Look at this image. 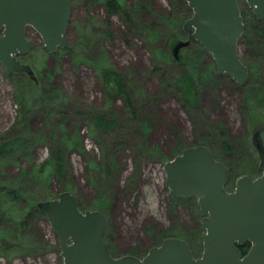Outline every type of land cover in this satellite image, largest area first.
Segmentation results:
<instances>
[{"label":"rangeland","instance_id":"1","mask_svg":"<svg viewBox=\"0 0 264 264\" xmlns=\"http://www.w3.org/2000/svg\"><path fill=\"white\" fill-rule=\"evenodd\" d=\"M183 2L120 0L132 13L129 24L120 13L106 18L98 3L92 8L93 2L73 0L64 48L48 53L38 33L26 30L32 48L19 61L35 80L8 75L0 64V143L20 136L28 142L0 158V264H63L58 237L43 214L31 212L25 228L20 223L29 211L26 198L44 202L64 192L76 197L81 211L106 216L104 237L113 257L142 258L167 237L188 239L199 257L197 201L169 194L164 163L204 146L233 170L226 191L242 176H260V149L252 133L264 124V21L255 16L252 25L251 19L243 21L238 41L240 59L256 70L255 99L248 106L240 85L218 74L198 42L173 56L175 46L189 40L183 26L191 10L182 21L172 19ZM238 4L249 11L245 0ZM88 8L95 11L89 28ZM101 71L122 77L131 105L124 96L109 99ZM183 71L195 76L193 102L174 88ZM97 116L112 119L116 129L95 128ZM55 147L64 155L62 174L18 179L23 170L46 172ZM13 177L25 190V201L8 199L2 191Z\"/></svg>","mask_w":264,"mask_h":264},{"label":"water","instance_id":"2","mask_svg":"<svg viewBox=\"0 0 264 264\" xmlns=\"http://www.w3.org/2000/svg\"><path fill=\"white\" fill-rule=\"evenodd\" d=\"M254 16L264 21V0H245ZM192 12L184 24L189 40L178 43L173 56L198 42L211 55L218 74L237 85L249 79V70L238 53L244 24L238 0H186ZM71 0H0V64L8 75L24 73L35 80L32 69L18 57L32 48L26 30L33 29L44 49L64 48ZM264 148V124L253 133ZM257 145V147H258ZM165 186L177 199L195 198L201 219L202 253L195 257L183 239L166 238L142 257L110 255L104 241L106 216L100 211H81L68 192L39 202L38 211L58 237L63 264H264V154L260 176L238 178L226 191L230 173L204 146L183 150L163 165ZM250 244L243 255L240 248Z\"/></svg>","mask_w":264,"mask_h":264},{"label":"trees","instance_id":"3","mask_svg":"<svg viewBox=\"0 0 264 264\" xmlns=\"http://www.w3.org/2000/svg\"><path fill=\"white\" fill-rule=\"evenodd\" d=\"M109 5L112 7L114 6V4L112 2H110ZM179 8L180 9L183 8V9H182V11L180 9H178L176 11V13L174 14V18H172L173 20H175V19L178 21L184 20L186 17V14H188V12L190 11V9H188L187 4L184 2H183V6L179 5ZM143 9L145 10V8H143ZM240 11H241L243 21H245V23H246L247 19H251V22H249V25H252L253 24L252 18H255L252 11L250 9H249V11H247V13H246V11H243V12H242V10H240ZM119 13L123 15L126 22H128L129 24L132 23L133 18H131V15H132L131 12L125 11L120 6ZM241 61L249 70V79H248V82L246 84H244L242 86H237V87L243 89V91H244L243 99H245V102L247 104V101H249L250 98L255 99L254 95L256 94L255 93L256 84L254 83L253 76L256 75V70H254L255 66L253 64H250V65L247 64V62L244 59H241ZM16 74L26 75L24 73H16ZM100 74L102 75V80L105 84L106 94L109 97V99H114L116 96H124L125 101L129 105H131V101L128 98L129 94H128L127 88L125 86V83H124L122 77L119 74L115 73L114 71L113 72L101 71ZM194 77L195 76H192L188 72L183 71V74L176 80V82L174 84V88L180 92L181 96L187 102H193L196 100V90H195V86L193 83ZM257 93L260 94L259 90H257ZM94 123H95V126H94L95 128H98V129L105 131V132H109L111 130L116 129V123L112 119L109 120V119H107V117H104V116L95 117ZM251 141H252V139H251ZM27 143H28L27 138H25L23 136L9 138L8 140L1 142L0 143V158L10 156L11 154L16 152L17 150L22 149L23 146L25 148ZM206 146H208V145H206ZM210 152L213 155V157L215 159H217L216 155L213 154L212 151H210ZM53 154H54V158L50 162V165L47 166L46 172H37V171H33V170L32 171L23 170L22 174L21 175L19 174L20 178H18V179H27V180H28V178L30 180L31 179H33V180H35V179H49L55 174H59V175L62 174L63 170H64V155H63L62 149L55 147V149L53 150ZM225 165H226V168L228 169V171L230 173V177H231L233 170L227 164H225ZM4 184L9 186L6 188V190L5 189L2 190V191H5V194H6L8 199H12V200L13 199H15V200L21 199L22 200V198H23V201L26 200V202L29 203V211L26 213L27 215L24 218V221L22 222V224L20 223V225L25 228L26 227L25 221L29 218L30 213L31 212H36V213L39 212L38 208H37V204L41 201L38 198H31V196H30V198L28 197L25 199L23 196L26 195V192L24 189H22L20 187L19 181L17 179H14V177L8 178L4 182ZM0 191H1V188H0ZM188 199H194V198H188ZM188 199H186V200H188ZM167 238H171V237H167ZM104 241H105V243L107 241L105 237H104ZM187 242L189 243V245L191 247L192 253L195 254V249L193 248V246L191 245V243L189 241H187ZM107 248H108V246H107ZM249 249H250V244L246 243L243 247L240 248V251L243 255H245L249 251ZM108 251H109L110 255H112L109 248H108Z\"/></svg>","mask_w":264,"mask_h":264},{"label":"flooded vegetation","instance_id":"4","mask_svg":"<svg viewBox=\"0 0 264 264\" xmlns=\"http://www.w3.org/2000/svg\"><path fill=\"white\" fill-rule=\"evenodd\" d=\"M72 1L73 0H71V4H72ZM83 2H84V5L86 4V5H89V4H91L92 2H93V5L91 6L92 8H95L96 7V4L98 3L99 5H100V7H101V10H102V12L104 13V15H105V17L106 18H108L109 20L111 19V18H119V11H120V0H83ZM110 2H112L113 4H114V6L112 7V6H110L109 4H110ZM70 10H71V7H70ZM87 17H86V21H85V25L89 28L90 27V23L92 22V20H93V17H94V15H95V11H92V9L91 8H88L87 9ZM90 13V14H89ZM108 21V20H107ZM109 23H110V21H109ZM108 23V24H109ZM67 34H68V27H67V29H66V33H65V39H66V36H67ZM187 34V39L189 38V34L188 33H186ZM106 36L110 39L111 38V36H109L108 34H106ZM65 45H66V41H65ZM190 46V45H189ZM188 48V47H187ZM19 58L20 57H18V60H19ZM258 148L260 149V151H259V153H258V156H259V158H260V152L262 153V154H264V148H263V146H261V144L260 145H258ZM259 164H260V162H259ZM260 171V170H259Z\"/></svg>","mask_w":264,"mask_h":264}]
</instances>
